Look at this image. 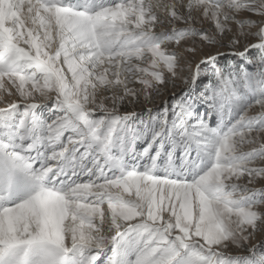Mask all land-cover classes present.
Wrapping results in <instances>:
<instances>
[{
    "label": "snow or ice",
    "instance_id": "6c2138e0",
    "mask_svg": "<svg viewBox=\"0 0 264 264\" xmlns=\"http://www.w3.org/2000/svg\"><path fill=\"white\" fill-rule=\"evenodd\" d=\"M0 90V264H264V0H0Z\"/></svg>",
    "mask_w": 264,
    "mask_h": 264
},
{
    "label": "rangeland",
    "instance_id": "374dc122",
    "mask_svg": "<svg viewBox=\"0 0 264 264\" xmlns=\"http://www.w3.org/2000/svg\"><path fill=\"white\" fill-rule=\"evenodd\" d=\"M245 19L248 18H253L255 19L256 17L252 16L251 14H245ZM204 27H209L210 26V22H204L203 23ZM257 38L253 37V36H249L248 39L244 42L246 44H253L256 43ZM241 51H243V47L240 48ZM221 52H229V49L227 48H221L220 49ZM213 52H215V50H213ZM250 58H256V52L253 51L251 53V57ZM229 61L227 59L222 60V63H228ZM250 70H254L252 68H250ZM182 87V85L178 82V87L176 89H169L168 91L163 92L161 95L154 97L153 101L151 103H142V102H133V103H124L120 106V112L121 114L125 113V112H137V113H141L142 115L144 114L145 110L147 108H153V109H157L160 108L164 101L171 95L172 91H176L177 93H179L180 88ZM0 96H3L4 99L3 101H0V105L2 104H6V102H10L13 100H18L19 101V97L18 96H8L7 93H4L2 90H0ZM143 100V97H141V101ZM264 186V181H259L256 184V187H262ZM107 234V233H106ZM260 235H257L256 238L252 241V243H257L260 240ZM235 254V253H234ZM103 259V258H102Z\"/></svg>",
    "mask_w": 264,
    "mask_h": 264
},
{
    "label": "bare ground",
    "instance_id": "6f19581e",
    "mask_svg": "<svg viewBox=\"0 0 264 264\" xmlns=\"http://www.w3.org/2000/svg\"><path fill=\"white\" fill-rule=\"evenodd\" d=\"M18 101V100H17ZM6 104H2V105H0V107H3V106H5ZM106 207V206H105Z\"/></svg>",
    "mask_w": 264,
    "mask_h": 264
}]
</instances>
